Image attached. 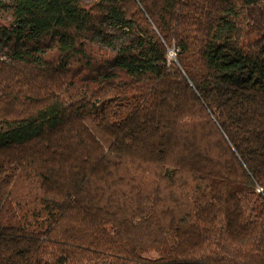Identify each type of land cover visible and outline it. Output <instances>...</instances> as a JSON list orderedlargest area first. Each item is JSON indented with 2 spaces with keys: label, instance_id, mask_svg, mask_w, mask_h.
I'll list each match as a JSON object with an SVG mask.
<instances>
[{
  "label": "trees",
  "instance_id": "16d2710c",
  "mask_svg": "<svg viewBox=\"0 0 264 264\" xmlns=\"http://www.w3.org/2000/svg\"><path fill=\"white\" fill-rule=\"evenodd\" d=\"M261 1H0V264H264Z\"/></svg>",
  "mask_w": 264,
  "mask_h": 264
},
{
  "label": "rangeland",
  "instance_id": "374dc122",
  "mask_svg": "<svg viewBox=\"0 0 264 264\" xmlns=\"http://www.w3.org/2000/svg\"><path fill=\"white\" fill-rule=\"evenodd\" d=\"M1 1V0H0ZM86 2H90V0H86ZM249 14L252 17V29L254 34H258V32L264 31V0L261 1L259 4L251 6L249 9ZM117 32V36L112 38V41L117 46L122 45L126 40H128L131 36L128 34H124L122 32ZM257 36V35H256ZM171 58H175L174 51L170 53Z\"/></svg>",
  "mask_w": 264,
  "mask_h": 264
},
{
  "label": "built area",
  "instance_id": "2783aa9c",
  "mask_svg": "<svg viewBox=\"0 0 264 264\" xmlns=\"http://www.w3.org/2000/svg\"><path fill=\"white\" fill-rule=\"evenodd\" d=\"M174 56H175V53H174Z\"/></svg>",
  "mask_w": 264,
  "mask_h": 264
}]
</instances>
